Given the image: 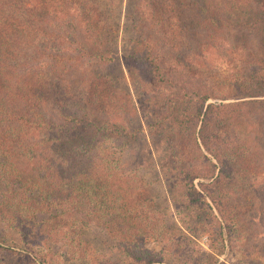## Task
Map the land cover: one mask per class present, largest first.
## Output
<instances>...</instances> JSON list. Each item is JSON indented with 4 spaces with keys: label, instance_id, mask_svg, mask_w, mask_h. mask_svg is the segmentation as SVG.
<instances>
[{
    "label": "trees",
    "instance_id": "1",
    "mask_svg": "<svg viewBox=\"0 0 264 264\" xmlns=\"http://www.w3.org/2000/svg\"><path fill=\"white\" fill-rule=\"evenodd\" d=\"M244 1L0 0L1 248L4 227L27 246L25 264H110L90 256L82 235L94 224L130 264L156 261L142 247L159 235L156 211L134 186L137 169L124 167L138 143L136 165L158 166L190 235L207 232L209 214L216 238L239 231L264 244V185L253 188L264 142L249 130L264 90L241 92L250 74L237 75V92L225 94L199 71L228 50L218 27L235 23ZM227 98L235 101H210ZM239 199L246 216L232 212ZM56 236L66 241L60 255L46 245Z\"/></svg>",
    "mask_w": 264,
    "mask_h": 264
},
{
    "label": "rangeland",
    "instance_id": "2",
    "mask_svg": "<svg viewBox=\"0 0 264 264\" xmlns=\"http://www.w3.org/2000/svg\"><path fill=\"white\" fill-rule=\"evenodd\" d=\"M242 4H240L239 16L235 23L231 17L218 27L230 42L228 50L225 53L222 52L219 58L212 57L213 60L208 69H199L205 76L212 79L216 86L223 87V93L226 88L225 94L237 92V89H234L237 88L235 84L237 75L249 76L250 74L249 80L245 82L246 88L242 87L241 92H251L250 89L257 87H262L264 90V0H246ZM247 6L252 7V9ZM252 16V23H250L248 18ZM119 47L120 44L117 45L116 52L112 55L114 58L112 63L120 61ZM115 68L117 69V64L107 69L106 73L109 74L110 79L115 78V74L117 75ZM126 81L127 87L132 92V81L127 78ZM132 98L134 99V96ZM210 101L228 103L235 100L227 98L223 100L211 99ZM133 102H135V99ZM260 115L258 128L256 129L253 126L249 130L252 132L254 130L253 134H256L261 142H264V110ZM248 117L245 114V109H241L236 117L237 125L239 124L240 128L246 126L245 124L250 120ZM140 119L144 128L146 120L142 117ZM132 124L135 125V123ZM240 132L243 136L244 133L241 130ZM142 146L138 143L134 149H131L130 154H127L129 161L124 167L137 169L136 176L139 181L138 183L134 182V186L137 187L136 190L140 193V198L150 202L152 209L156 211L153 214L156 215L158 220L157 234L159 235H149L142 240V247L149 252L147 254H150V258L156 260L151 264H264V244H262L259 236L251 235V240L245 242L241 237V233L237 231V236L229 235L230 240L225 234L216 238L217 225L215 224V218L209 214L206 217L211 223L207 232L201 235H190L185 227L186 218L181 215L178 216L173 209L172 198H170L168 188L163 176L160 175L158 166L155 164L150 167L136 165L133 157L134 155L137 157L138 152L143 151ZM248 166H252V172H254L256 164H249ZM263 179V175L255 178L253 188L262 187L264 185ZM199 181L202 180L199 178L193 180V184L197 188L201 187ZM172 187L175 189L174 184H172ZM245 192L240 194L247 199L245 202H248V195L245 196ZM259 193H261L260 190ZM206 201L208 202V199ZM248 207V204H243L242 200L239 199L232 212L246 216ZM105 228L103 225L89 224L88 229L83 233V238L92 247L90 256L99 262L130 264V258L124 257L118 252V249L115 248L114 239L107 233ZM223 230L225 231V229ZM258 230L262 234L263 229L259 227H256L253 232ZM3 232L5 241L2 245L7 247H0V264H25L24 257L26 254L24 253H26L27 246L21 242L14 231L3 227ZM46 245L50 247L54 254L60 255V251L66 246V241L64 238L56 236L48 239ZM246 250L253 251V253L246 252ZM61 261V256L54 257L52 264H62Z\"/></svg>",
    "mask_w": 264,
    "mask_h": 264
}]
</instances>
